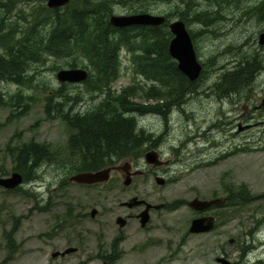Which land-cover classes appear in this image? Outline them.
I'll return each mask as SVG.
<instances>
[{
  "label": "rangeland",
  "instance_id": "1",
  "mask_svg": "<svg viewBox=\"0 0 264 264\" xmlns=\"http://www.w3.org/2000/svg\"><path fill=\"white\" fill-rule=\"evenodd\" d=\"M259 1L240 0L239 5L225 7L223 18L209 28L193 20L185 22L190 33H198L192 41L204 73L198 78L195 91L186 95L182 104L168 109L165 117L151 111L134 114L138 129H143L150 139L143 154L133 159V169L148 171L134 177L129 186L122 185L117 172L111 173L106 184L85 188L67 181L74 173L68 168L73 161L68 139L74 130L59 114H46V94L64 95L67 113L85 112L104 100L101 93L87 91L83 83L64 85L57 81L56 72L71 68L67 63L72 62L70 59L49 58L33 65L31 79L25 86L0 83V90L7 97L20 91L31 98L28 111L19 117L7 105L0 106V178L12 172L13 164L4 152L8 144L32 140L51 150V161L38 168L33 180L24 181L15 190L0 187V264L9 243L15 245L10 255L16 257L11 263L42 264L47 254L39 251L38 235L50 227V219L51 227L121 229L125 240L118 264H221L218 257L236 264H264V107L259 106L264 97V44L258 41L264 32V16L254 14ZM124 2L114 4L113 13L163 14L168 22L180 19L177 10L186 11V17L192 19L193 12L211 7L204 0ZM187 2H191L189 9ZM0 4V21L5 18L7 22L9 9L8 20H17L23 26L22 18L26 16L29 21L32 11L46 7V0H0ZM129 57L126 51L120 52V74L111 84L110 94L117 98L127 89L132 93L128 102L145 104L136 92L143 94L152 83L135 73ZM248 58L255 60L256 67L251 81L224 92L218 78ZM156 103L151 99L146 104ZM160 136L161 141L157 142ZM149 144L154 147L148 148ZM151 149L163 151L161 158L169 163L168 167L151 168L146 164L144 153ZM156 176L162 177L164 183L157 184ZM239 186H245L251 196L261 197L236 209L213 208L204 213L186 205L195 197L224 199L227 188ZM133 197L153 206L144 227L136 217L144 206L122 205ZM176 201L182 205L170 208ZM92 208L97 210L93 218ZM69 212L71 217L65 216L68 220H64L63 215ZM76 214L83 215L81 221ZM204 214L216 217L214 229L189 233L191 220ZM118 216L127 219L123 228L115 223ZM250 232L256 238L252 239ZM18 257L21 258L17 260ZM260 257L261 262L257 261Z\"/></svg>",
  "mask_w": 264,
  "mask_h": 264
},
{
  "label": "trees",
  "instance_id": "2",
  "mask_svg": "<svg viewBox=\"0 0 264 264\" xmlns=\"http://www.w3.org/2000/svg\"><path fill=\"white\" fill-rule=\"evenodd\" d=\"M124 1L71 0L62 8L41 6L32 11L29 21L26 16L22 18L25 23L23 26L17 20H8L11 13L8 9L7 22L5 18L0 21V83L25 86L31 79L33 65L43 64L49 58L70 59L72 62H67L69 67L88 70L89 77L84 82L86 90L104 96L93 113L78 120L75 117L69 119L67 112H64V95L57 92L46 94V114H59L74 129V135L68 141L69 146L71 144L73 151L78 148L83 150L86 168H72L74 173L102 169L126 158H139L147 149L145 146L150 136H146L143 129H138L134 114L151 111L162 113L165 117L168 109L182 104L186 95L195 91L198 85L197 81L190 82L179 72L175 60L169 56L168 42L171 34L166 23L124 28H115L109 23L114 4H124ZM204 1L211 7L193 12L192 19L186 17V11L177 10L179 18L187 23L193 20L209 28L222 18V9L240 2ZM190 4L187 2L186 8L189 9ZM254 14L264 16V0L255 7ZM190 35L193 40L198 33ZM122 50L130 54L135 73L152 83L143 94L136 92L145 104L128 102L132 93L127 89L117 98L110 94L111 84L120 74ZM249 59L240 60L232 70L223 73L218 85L224 92L238 89L251 81L256 67L255 60ZM30 99V96L20 91L7 97L0 90V106L7 105L17 117L28 111ZM151 99L156 100L155 106L146 104ZM161 138L158 137L156 141L160 142ZM149 145L148 148L154 147L153 144ZM4 152L13 164L12 171L21 173L24 181L33 180L38 168L51 161L49 146L32 140L16 145L8 144ZM257 197L261 196H251L245 186L235 189L229 187L225 202L218 209H236ZM181 205L180 201H176L169 207L177 208ZM250 236H253L251 232Z\"/></svg>",
  "mask_w": 264,
  "mask_h": 264
},
{
  "label": "water",
  "instance_id": "3",
  "mask_svg": "<svg viewBox=\"0 0 264 264\" xmlns=\"http://www.w3.org/2000/svg\"><path fill=\"white\" fill-rule=\"evenodd\" d=\"M71 0H46L48 8H59L68 4ZM109 23L115 28H124L129 26H159L165 23V16L155 15L151 13H133V14H111ZM169 31L172 35L168 42V54L176 61V68L184 74L190 82L196 81L202 72V65L198 61L193 45L191 35L186 24L181 19H176L168 24ZM259 44H264V32L258 36ZM88 77V72L84 68H62L56 72V79L59 83L77 84L82 83ZM260 107H264V97L261 99ZM144 160L151 168H158L167 165V161L161 159L157 150L151 149L144 153ZM129 162H121L112 167L102 168L96 171H84L73 174L69 177L71 182L81 185L105 184L109 181L111 171H118L122 178V185L129 186L134 176L141 174L140 170L130 171ZM155 182L159 185L164 183V179L160 176L155 177ZM23 184V176L17 171H13L9 176L0 178V187L6 190H13ZM223 198L200 199L195 197L186 203L187 207L196 212H205L211 208L220 207L224 204ZM127 208L144 205L143 210L138 214L139 223L144 227L149 219V211L153 206L142 199L133 197L130 201L122 203ZM158 206H155L157 208ZM97 213L96 209H91L90 215L94 217ZM119 228H123L126 224L125 218L119 216L115 220ZM215 227V217L211 214L195 217L191 220L188 228L189 233L202 234L210 232ZM233 240L230 239L231 243ZM72 249L67 250L70 252ZM217 262L221 264H230V262L218 257Z\"/></svg>",
  "mask_w": 264,
  "mask_h": 264
},
{
  "label": "flooded vegetation",
  "instance_id": "4",
  "mask_svg": "<svg viewBox=\"0 0 264 264\" xmlns=\"http://www.w3.org/2000/svg\"><path fill=\"white\" fill-rule=\"evenodd\" d=\"M165 23L167 24V29L169 31V28H168L169 22L166 16H165ZM97 107L98 106L92 109L86 110L85 112L71 110L67 114L69 116V119H72L75 117V118H78V120H81L82 118H85L88 114L93 113ZM71 108L72 107H69V110ZM70 128L72 129V127ZM73 135L74 133L70 134L69 139ZM78 145L79 143L77 142L76 146ZM156 146L157 148H159L158 145ZM68 150L70 154L73 156V161L71 162L68 168H86L84 166L85 160L83 159L84 158L83 150L78 148L73 151L71 144L69 146V142H68ZM157 151L162 157L163 151L162 150H157ZM132 161L133 159L131 158H128L127 160L123 161V162L130 163L131 168H132L130 170L131 172L134 170L133 168H135L132 164ZM115 165H118V162L115 164L106 166V167H112ZM168 165L169 163L159 168H163V167L166 168L168 167ZM136 170H140V169H136ZM140 171H141V174L138 176H142L148 170H145V171L140 170ZM79 172H84V171H79ZM79 172H75L73 174H76ZM113 172H117L120 175L118 171H115V170L111 171V173ZM111 173H110V178H111ZM154 173L156 174L155 171ZM73 174L67 177L68 179L67 181L75 186L85 188V187H90V186L101 185V184L81 185L75 182H71L69 180V177L72 176ZM134 177H137V176H134ZM110 178H109V181H110ZM70 214L71 212L65 213L63 215L64 220H68L67 218H65V216L69 218L71 217ZM82 216H83L82 214L80 215L76 214V218L80 221L82 220ZM62 220L63 219H59L60 222ZM54 221L56 222L57 218L54 219ZM66 223H68V221ZM126 224H127V219H126ZM120 230L121 229H113V228H84V229L83 228H63L60 226L55 227V225L51 227V219H50V227L46 231L41 232L38 235L39 237L38 241L41 243V245L39 246V251H42L44 254H47V259L42 264H118L123 254L121 250L122 249L121 243L125 240L124 232ZM6 245H8V247H5L4 249V257H3V262L1 264H13L10 262V260L15 258L16 256L10 255V254L15 251L13 249L15 248V245H12L10 243ZM6 249L9 252V254L6 251ZM69 249H72V251L66 252ZM20 258L21 257H18L17 260H19ZM261 260H262L261 257L257 259V261L259 262H261ZM231 264H236V263L231 262Z\"/></svg>",
  "mask_w": 264,
  "mask_h": 264
},
{
  "label": "bare ground",
  "instance_id": "5",
  "mask_svg": "<svg viewBox=\"0 0 264 264\" xmlns=\"http://www.w3.org/2000/svg\"><path fill=\"white\" fill-rule=\"evenodd\" d=\"M250 2H251V1H250ZM254 2H255V1H254ZM213 3H214V2H213ZM242 3H243V2H242ZM211 4H212V3H211ZM216 5H217V4H216ZM238 5H239V4H238ZM246 7H247V6H246ZM255 7H256V6H255ZM260 9H261V8H260ZM212 10H213V9H212ZM258 10H259V9H258ZM258 10H257V11H258ZM215 11H216V9H215ZM187 12H188V11H187ZM202 13H203V12H202ZM249 14H250V13H249ZM259 14H260V13H259ZM217 16H218V15H217ZM220 16H221V15H220ZM220 16H219V17H220ZM260 16H261V15H260ZM222 18H223V17H222ZM218 19H219V18H218ZM261 19H263V18H261ZM79 20H80V19H79ZM223 20H224V19H223ZM223 20H222V21H223ZM187 21H188V20H187ZM214 21H216V20H214ZM241 63H242V62H241ZM249 64H250V63H249ZM238 66H239V65H238ZM245 66H246V64H245ZM251 68H252V67H251ZM249 73H250V72H249ZM218 81H219V78H218ZM218 84H219V82H218ZM89 90H90V89H89ZM89 90H88V91H89ZM193 91H194V90H193ZM155 113H157V112H155ZM161 114H162V113H161ZM164 115H165V114H164ZM148 135H149V134H148ZM253 200H254V199H253ZM258 222H259V221H258ZM262 223H263V222H262ZM258 224H259V223H258ZM263 224H264V223H263ZM254 232H255V231H254ZM254 238H256V236H253V237H252V239H254ZM257 239H258V238H257ZM249 252H251V251H248V253H249Z\"/></svg>",
  "mask_w": 264,
  "mask_h": 264
}]
</instances>
